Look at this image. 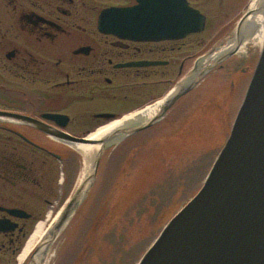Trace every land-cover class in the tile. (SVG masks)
<instances>
[{
	"label": "flooded vegetation",
	"instance_id": "obj_1",
	"mask_svg": "<svg viewBox=\"0 0 264 264\" xmlns=\"http://www.w3.org/2000/svg\"><path fill=\"white\" fill-rule=\"evenodd\" d=\"M217 1L219 17L232 23L251 4ZM187 2L206 17V28L201 6L208 0ZM136 3L0 0V264H29L21 257L49 217L47 209H57L59 187L69 183L75 164L69 137L82 138L112 120L101 115H124L119 106L129 113L145 99V90L154 92L157 76H170L173 65L181 76L192 59H179L184 39L135 41L100 31L103 11ZM258 59L252 54L226 61L217 69L215 88L232 78L230 100L243 88V101ZM139 62L162 64L127 66Z\"/></svg>",
	"mask_w": 264,
	"mask_h": 264
},
{
	"label": "rangeland",
	"instance_id": "obj_2",
	"mask_svg": "<svg viewBox=\"0 0 264 264\" xmlns=\"http://www.w3.org/2000/svg\"><path fill=\"white\" fill-rule=\"evenodd\" d=\"M217 5V0H208L202 5L208 17L205 30L178 44L186 45L178 52L179 59L192 56L183 78L192 73L200 53L208 54L226 46L250 6L247 5L243 16L232 23L228 18L219 17L221 12ZM228 25L231 28L223 31L222 27ZM248 45L247 56L259 54L262 44L252 40ZM178 69V65H173L170 76H157L154 92L145 90L143 104L134 106L129 113L162 99L180 79ZM218 73L216 70L207 75L208 79L201 82L191 97L185 99L180 108L170 110L167 119L151 128L154 130L136 134L105 150L90 192L51 248L49 264H138L165 225L201 189L229 136L245 90L235 91L237 94L231 101L232 78L220 89L215 88ZM124 107L119 106L117 110L129 114L124 112ZM189 108L193 109L191 118L183 114ZM183 119L189 121L182 123ZM178 121L182 123L180 132L162 134L167 127V131L171 129L164 125L174 122L172 125L177 127ZM150 134L157 136L151 138ZM75 154L69 179L66 175L69 183L65 184V191V186L59 187L55 198L59 205L53 213L51 208L47 209L46 215L51 218H47L46 225L65 208L78 189L84 160L78 151Z\"/></svg>",
	"mask_w": 264,
	"mask_h": 264
},
{
	"label": "water",
	"instance_id": "obj_3",
	"mask_svg": "<svg viewBox=\"0 0 264 264\" xmlns=\"http://www.w3.org/2000/svg\"><path fill=\"white\" fill-rule=\"evenodd\" d=\"M136 1L133 7L103 11L98 21L100 31L123 39L159 42L181 40L205 30L206 17L191 7L187 0ZM250 15L249 11L245 13L235 33L241 31L242 24ZM234 53L218 59L206 70L199 65L200 57L192 74L162 99L164 104L155 118L148 122L136 118L123 126L120 138L102 143L103 151L94 162L88 185L78 186L56 222L47 230L48 248H52L85 201L97 178L105 150L118 146L162 120L182 97L192 92ZM159 64L162 63L139 62L127 66ZM101 116L112 119L110 122L121 118L111 114ZM87 136L69 138L73 147L97 144ZM42 247L41 241L30 255L29 264H35ZM138 264H264V41L229 136L201 189L165 225Z\"/></svg>",
	"mask_w": 264,
	"mask_h": 264
},
{
	"label": "bare ground",
	"instance_id": "obj_4",
	"mask_svg": "<svg viewBox=\"0 0 264 264\" xmlns=\"http://www.w3.org/2000/svg\"><path fill=\"white\" fill-rule=\"evenodd\" d=\"M248 11L251 12V15L242 24L241 31H239V33H235L236 35L233 34L234 38L231 39L230 41L228 40L229 42H227V45L225 47H222V48L218 47L217 49L213 50L215 52L211 51L212 52L211 54H209L210 52L208 54L200 53L199 57L196 58L198 60L201 57L199 59V65L202 69L204 70L209 69L212 66V64L218 61V59H222L223 57H225L227 54L231 52H235V53L234 55H232V57H230L226 61L230 60L231 58H234L235 56L242 57V58L246 57L249 52L248 44L252 40L256 41L260 45L263 43L264 41V0H253L247 12ZM239 23L237 27L239 26ZM245 34H247L246 37H245ZM261 46L259 47V49L261 48ZM225 62L217 66L213 71L209 73V75L213 73L214 71H216L217 69H219ZM194 65H193V68H194ZM187 77L183 78V75H182L180 79L175 83V85L168 91L166 95H168L177 86L178 83L179 84L182 83ZM207 77L209 76H206L201 82L206 81L208 79ZM214 80H219V79H214ZM201 82L198 84V86L195 89H197L202 84ZM208 84H210V82ZM200 88L203 89L204 87H200ZM195 89L192 92L186 94L184 97H182L177 102V104H183L185 99H187L188 97H191ZM162 99L157 100L150 105L144 106L143 108L136 110L132 112L131 114H127L126 116H123L118 120L109 122L101 126L100 128H98L97 130L91 132L90 134H88V136L86 135L88 140L93 141L97 144H80V145L78 144L74 147L75 151H78L82 155L83 160H84L82 177L79 181V186L81 184H83V187H86L88 185V182L90 181V177L93 173L94 162L96 161L97 157L101 155L103 151V144H107L108 142H111V141L116 140L117 138H120L121 134L124 132L122 130L123 126H125L129 122L132 123V121H135L136 118H139L143 120L144 122H148L152 120L153 118H155L161 112L162 106L164 104V101H162ZM189 110H191V108H189ZM168 113L162 120H160L158 123H156L151 128L156 127L164 119H167ZM60 213L61 211L51 220V223L49 225H46L44 221L39 223L33 235L31 236L29 243L27 244L25 252L23 256L21 257V260L25 259L26 257L30 258L29 256L32 254L34 249L37 248L38 244L42 241L43 247H42L41 255L36 257L35 264H49L52 258V253H51V249L47 247V243H48L47 240L49 238L46 236V233L49 227H51L53 223L56 222ZM48 218H51V215H49Z\"/></svg>",
	"mask_w": 264,
	"mask_h": 264
},
{
	"label": "trees",
	"instance_id": "obj_5",
	"mask_svg": "<svg viewBox=\"0 0 264 264\" xmlns=\"http://www.w3.org/2000/svg\"><path fill=\"white\" fill-rule=\"evenodd\" d=\"M193 109H191V110H187V111H185L183 114H187L190 118L192 117V115L194 116V114L192 113L193 111H192ZM191 112V113H190ZM187 121H189L188 119H183L182 120V123H187ZM179 122H181V121H178V125H177V127H174L172 124H174V122H172V123H167V125H164V126H169L171 129H169L170 131H167V129H168V127H167V129L166 130H164L163 132H162V134H167V132H169V134L170 133H173V132H178L179 131V128H180V124H182V123H180L179 124ZM156 130H157V128H155ZM152 130V129H151ZM154 130V129H153ZM148 131V130H147ZM180 132V131H179ZM142 133H144V132H142ZM142 133H140V134H142ZM140 134H138V135H140ZM157 136V134H150V137L151 138H154V137H156ZM163 136H166V135H163ZM134 138H136V137H134Z\"/></svg>",
	"mask_w": 264,
	"mask_h": 264
}]
</instances>
